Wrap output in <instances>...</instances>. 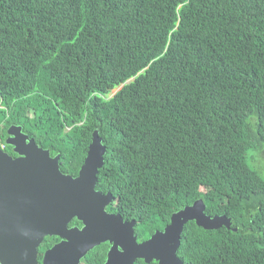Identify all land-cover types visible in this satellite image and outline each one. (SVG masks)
Segmentation results:
<instances>
[{
    "label": "trees",
    "instance_id": "1",
    "mask_svg": "<svg viewBox=\"0 0 264 264\" xmlns=\"http://www.w3.org/2000/svg\"><path fill=\"white\" fill-rule=\"evenodd\" d=\"M11 125L72 177L97 131L95 190L139 241L202 200L231 226L185 224L183 264H264V0H0Z\"/></svg>",
    "mask_w": 264,
    "mask_h": 264
},
{
    "label": "water",
    "instance_id": "2",
    "mask_svg": "<svg viewBox=\"0 0 264 264\" xmlns=\"http://www.w3.org/2000/svg\"><path fill=\"white\" fill-rule=\"evenodd\" d=\"M4 143L17 157L0 149V264H38L39 248L48 237L61 241L43 253L40 264H80L105 243L110 248L104 264H134L137 260L183 264L177 251L185 224L194 222L204 230L230 229L229 219L205 215L202 200H197L171 214L162 230L138 242L135 221L106 212L112 197L95 190L105 154L97 131L91 135L76 177L63 174L59 155L50 156L19 126L7 128ZM74 218L81 222L80 229L68 227Z\"/></svg>",
    "mask_w": 264,
    "mask_h": 264
},
{
    "label": "flooded vegetation",
    "instance_id": "3",
    "mask_svg": "<svg viewBox=\"0 0 264 264\" xmlns=\"http://www.w3.org/2000/svg\"><path fill=\"white\" fill-rule=\"evenodd\" d=\"M6 153L9 155V156H11L12 158H16L17 156L14 154V153H12V151H11V149H9V150H7L6 151ZM257 162V164H260V163H262L261 161H256ZM77 176V175H76ZM75 176V177H76ZM98 191V190H97ZM103 194V193H102ZM106 194V193H105ZM108 206H106V208H105V210H106V212H108V213H112V214H118V213H116V212H112L111 211V205H116L115 204V202H113V201H111V202H108V204H107ZM81 226H82V224H81V222H79V221H77L75 218L73 219V220H71V222L69 223V225H68V227L69 228H71V227H77V228H81ZM49 240V241H48ZM45 243H46V245L44 246V242L42 243V245L40 246V248H42L43 249V251L41 252V254H40V260L42 259V255H43V253L46 251V250H48V249H50L52 246H54V245H56V244H58L61 240L59 239V238H57V237H48V238H45ZM141 242V241H140ZM39 248V249H40ZM96 248H100V249H104L105 251H104V253H103V256H104V262H105V260H106V255H107V252H108V250H109V248H110V245L109 244H107V243H105V244H101V245H99V246H97ZM95 249V248H94ZM38 256H39V251H38ZM84 259V258H83ZM82 259V260H83ZM81 260V261H82ZM104 262L102 263V264H104ZM81 263V262H80Z\"/></svg>",
    "mask_w": 264,
    "mask_h": 264
},
{
    "label": "built area",
    "instance_id": "4",
    "mask_svg": "<svg viewBox=\"0 0 264 264\" xmlns=\"http://www.w3.org/2000/svg\"><path fill=\"white\" fill-rule=\"evenodd\" d=\"M5 148H6L5 143H4L3 141L0 140V149L4 151Z\"/></svg>",
    "mask_w": 264,
    "mask_h": 264
},
{
    "label": "rangeland",
    "instance_id": "5",
    "mask_svg": "<svg viewBox=\"0 0 264 264\" xmlns=\"http://www.w3.org/2000/svg\"><path fill=\"white\" fill-rule=\"evenodd\" d=\"M114 91H115V90L111 91V94H113V93H114ZM138 242H140V241L138 240Z\"/></svg>",
    "mask_w": 264,
    "mask_h": 264
},
{
    "label": "clouds",
    "instance_id": "6",
    "mask_svg": "<svg viewBox=\"0 0 264 264\" xmlns=\"http://www.w3.org/2000/svg\"><path fill=\"white\" fill-rule=\"evenodd\" d=\"M5 151V150H4Z\"/></svg>",
    "mask_w": 264,
    "mask_h": 264
}]
</instances>
